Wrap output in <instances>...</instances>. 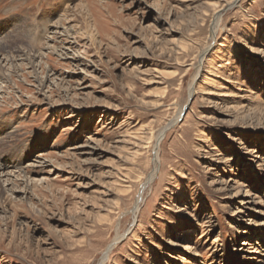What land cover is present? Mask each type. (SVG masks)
I'll use <instances>...</instances> for the list:
<instances>
[{"label": "rangeland", "instance_id": "1", "mask_svg": "<svg viewBox=\"0 0 264 264\" xmlns=\"http://www.w3.org/2000/svg\"><path fill=\"white\" fill-rule=\"evenodd\" d=\"M15 48L0 62V264H101L118 234L104 264H236L245 230L264 246L248 226L264 220V0H0V59ZM245 195L254 212L236 215Z\"/></svg>", "mask_w": 264, "mask_h": 264}, {"label": "bare ground", "instance_id": "2", "mask_svg": "<svg viewBox=\"0 0 264 264\" xmlns=\"http://www.w3.org/2000/svg\"><path fill=\"white\" fill-rule=\"evenodd\" d=\"M70 1V0H69ZM238 1V0H237ZM232 3V2H231ZM235 3H236V1H235ZM62 4V3H61ZM230 5V4H229ZM65 7V6H64ZM68 8V7H67ZM55 9V8H54ZM65 9V8H64ZM70 11V10H69ZM62 12V11H61ZM63 12H64V10H63ZM64 13H66V12H64ZM72 13V11L71 12H67V15L66 14H64V16H66L65 18H63V22H60L59 23V25H57V31L61 28V27H63V25H64V22L69 18V16L70 15H72L71 14ZM68 14H69V16H68ZM219 13H217V16L215 17V21H214V23H213V26H212V36L213 37H215V35H216V33H217V29H218V26H219V24H220V14L218 15ZM61 19V18H60ZM73 21V20H72ZM67 23V22H66ZM69 23V22H68ZM56 24V23H55ZM72 24V23H71ZM56 26V25H55ZM63 29H64V27H63ZM44 30V29H43ZM62 30V29H61ZM25 33V32H24ZM56 34V33H55ZM18 35V34H17ZM61 35H62V33H61ZM27 37H28V35H27ZM30 37V36H29ZM55 37H56V35H55ZM35 39V38H34ZM50 39V40H49ZM48 40H49V42H51V40L53 39V38H49ZM54 40V39H53ZM213 40V39H212ZM15 41V40H14ZM55 41V40H54ZM49 42H47L46 44H45V46H44V49H46V51L48 50V49H51V47L49 46ZM43 45H44V43H43ZM20 47V46H19ZM22 47V46H21ZM43 47V46H42ZM210 47H211V45H210ZM210 47L208 46L206 49H204L202 52H201V55H200V66H199V68H198V73L196 74V76H195V78H194V80L196 81L197 79H198V77L200 76V69H201V65H202V63H203V60L205 59V57H206V55L208 54V52H209V50H210ZM20 49V48H19ZM38 49V48H37ZM55 49H58V47L57 48H52L51 49V51L53 52ZM64 49V48H63ZM11 50H13V49H10V50H8V51H10V52H3L2 54H1V56L4 54V56L5 55H8V56H6V58H4L5 59V61H2V59H0V62H3V63H5L6 62V60L7 61H10V62H7V66H9L8 67V69L9 68H12V66H13V61L14 60H12L13 58H21L23 55H20V54H22L23 52H20V50H18L17 51V49L15 48L13 51H11ZM24 50V49H23ZM22 50V51H23ZM34 50V49H33ZM4 51H6V50H4ZM210 51H212V49L210 50ZM42 52V51H41ZM38 53V52H37ZM40 53V52H39ZM38 53V54H39ZM34 54H35V52H34ZM9 55H10V57H9ZM26 55V54H25ZM35 56V55H34ZM34 56H29V55H27V57H26V61H29L30 63H33V60H34ZM3 57V56H2ZM33 57V58H32ZM41 57V56H40ZM39 56H38V59L40 58ZM219 58V57H218ZM29 63V64H30ZM28 64V65H29ZM212 67V66H211ZM16 70V69H15ZM195 83V82H194ZM196 93V91H195V87H194V84L193 85H191V88H190V98H192L193 96H194V94ZM188 104V101H187V103L184 105V106H182L181 107V109L179 110V112H178V114H177V116H176V118L172 121V122H170L169 124H167V126H165V127H163V129H161L160 130V132L158 133V136H157V141H156V145H155V149H154V155H155V158H154V170H153V172L150 174V176L149 177H147V180L144 182V184L142 185V187H141V190H140V193H139V196H138V198H137V201H136V203H135V205H134V209H133V214L135 215V216H137V214L139 213V211H140V208H141V204L143 203V200H144V195H145V191H146V189H147V187L150 185V184H152L153 182H154V180H155V178L157 177V173H158V170H159V144L161 143V138L163 139V137H164V135L177 123V121L178 120H180V118L182 117V114H183V112H185V110H186V106H188L187 105ZM188 109V108H187ZM8 137V136H7ZM21 137V136H20ZM255 153V152H254ZM255 159H261V157H258V156H255L254 157ZM255 161V160H254ZM38 163V162H37ZM30 164V163H29ZM153 165V164H152ZM25 169V168H24ZM41 171V170H40ZM236 183V182H235ZM228 184V183H227ZM232 184H234V183H232ZM225 191H229L230 193H231V191H236L235 192V194L233 195V199L235 200V199H240V198H242V196H240V195H242V187H240V185L238 184V185H236V184H234V186L233 185H228V187L225 189ZM250 196V195H249ZM249 196H247V195H245V198H247V199H245V200H241L240 201V207L237 209V211H236V215H238V214H244V213H248V212H254V208L252 207L253 206V204H254V200H252L253 199V197H249ZM254 201V202H253ZM261 204V203H260ZM244 211H246V212H244ZM256 214H257V216L258 217H264V213H262V212H260V211H258V212H256ZM135 219V218H134ZM251 221V220H250ZM257 224H260V225H257ZM252 225H257V228L258 229H256L255 231H258V233H261V236L259 237L260 238V240H261V237L262 236H264V234H262L263 233V230H264V220H263V222H257V221H252L251 222V224H249L248 226H250V227H252ZM260 227H263V228H260ZM243 233V235H245L247 238H249V236H251L249 239H247L246 241L247 242H245L244 243V247L246 248V247H249L250 248V250H251V252H249V253H245L243 250L242 251H236V250H234L233 252L235 253V255H236V257H235V263L236 264H242L243 262H246L247 260H249V261H247V262H249V264H252L253 262H255V263H259V264H261V263H263V262H260V261H258L257 259L258 258H255L256 256H260L261 258H264V246H261L259 243H258V241L256 240V237H255V234L253 235V234H249V232L247 231V230H245V231H242ZM126 235V234H125ZM122 238H123V236L122 235H117L116 236V238L112 241V244H110L109 246H108V248H107V250L104 252V254H103V260H102V263L101 264H104L105 263V261L109 258V255L111 254V252L113 251V249L116 247V245L118 244V243H120V241L122 240ZM263 238V237H262ZM260 242V241H259ZM261 243H262V241H261ZM260 246V247H259ZM256 247V248H255ZM245 248H244V250H245ZM183 249V248H182ZM187 249H189L190 250V248H188L187 247ZM241 250V249H240ZM249 250V249H248ZM247 251V250H246ZM244 254H247V255H245V256H242V255H244ZM197 254H195V256H196ZM260 258V259H261ZM259 259V260H260ZM253 260V261H252ZM255 260H257V261H255ZM263 261V260H262ZM222 262V261H221ZM223 263H225V264H227V262L225 261V260H223Z\"/></svg>", "mask_w": 264, "mask_h": 264}, {"label": "water", "instance_id": "3", "mask_svg": "<svg viewBox=\"0 0 264 264\" xmlns=\"http://www.w3.org/2000/svg\"><path fill=\"white\" fill-rule=\"evenodd\" d=\"M187 108H188V106H187ZM187 108H186L185 112H183L181 119L184 117L185 113L187 112Z\"/></svg>", "mask_w": 264, "mask_h": 264}]
</instances>
